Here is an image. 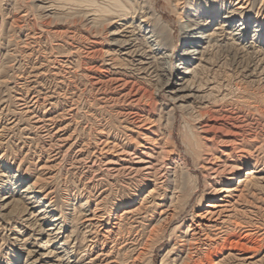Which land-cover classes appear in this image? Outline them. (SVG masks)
I'll list each match as a JSON object with an SVG mask.
<instances>
[{
  "label": "rangeland",
  "instance_id": "374dc122",
  "mask_svg": "<svg viewBox=\"0 0 264 264\" xmlns=\"http://www.w3.org/2000/svg\"><path fill=\"white\" fill-rule=\"evenodd\" d=\"M58 1L61 13L47 14L31 0H0V156L28 179L38 177L60 208L82 204L85 213L77 218L85 238L74 259L211 264L206 254L216 262L229 252L216 253L210 244L222 225L232 239L260 247L235 249L220 263L264 264V64L245 77L224 55L213 74L228 83L224 99L215 92L210 105L167 116L153 84L136 81L124 97L131 84L119 90L105 81L110 72L99 51L105 35L88 38V25L74 10L81 0ZM148 1L173 27L176 44L177 14L165 0ZM244 6L253 19L264 18V0ZM90 45L96 50L87 57ZM95 79L106 84L110 102L97 99ZM130 109L147 119L131 125ZM245 169L255 170L258 184L238 183ZM4 232L0 259L13 262L6 252L15 247Z\"/></svg>",
  "mask_w": 264,
  "mask_h": 264
},
{
  "label": "bare ground",
  "instance_id": "6f19581e",
  "mask_svg": "<svg viewBox=\"0 0 264 264\" xmlns=\"http://www.w3.org/2000/svg\"><path fill=\"white\" fill-rule=\"evenodd\" d=\"M31 1L47 14L60 12L58 10L61 4L58 0ZM81 1V6L73 8L88 25V38H96L101 33L106 37L105 48L99 50L103 54L100 55L103 57L101 62L106 65L107 72H110L105 81L113 82L116 84L113 88L119 90L131 84L129 92L126 90L122 94L127 96L136 81L153 84L156 92H161L165 98V103L164 98L162 101L166 104L163 110H166L164 113L167 116H172L174 111L187 115L210 105L212 101L208 97L215 92L221 91L220 99H224L226 93L223 91L228 83L221 84L213 75L222 64L221 58L224 55H230L232 64L245 77L257 74L264 64V18L256 16L253 19L251 13L245 10V0H182L181 7L177 4L179 0H175L177 2L173 4L172 1L165 0L178 16L176 44L173 27L162 20L161 14L148 0ZM90 42L97 43L94 39ZM92 45L85 49L87 57H91L96 50ZM93 83L92 88L97 92L98 100L113 99V96L104 92L106 84L103 80L95 79ZM214 99L215 96L213 101ZM126 113L133 115V124L129 123L131 125H137L138 122L140 124L147 119L140 110L130 109ZM161 118L162 115L159 114L155 121L159 122ZM244 171L245 175L238 178V183L249 180L254 185L258 184L253 175L254 169ZM42 185L38 183V177L28 179L24 170L13 169L0 156V228L7 230L4 234L12 240L11 245L15 247V250L6 252L14 257V261L0 259V264H80V259L74 257L79 253L80 238L83 240L85 233L83 231L80 235L77 215L85 213V210L81 203L77 207L73 205L60 208L53 191L44 190ZM222 191L228 194L230 189ZM132 201L133 198L127 204ZM223 227L216 226L215 238L210 244L215 247L216 253L220 254L227 249L229 252L216 262L206 254L209 263L219 264L224 258H231L229 255H233L232 251L235 249L253 251L260 247L259 241L232 239ZM188 230L189 225L184 234ZM246 257L251 258L250 255ZM92 259L91 263H94ZM133 259L136 260L135 257ZM164 259L160 264H163Z\"/></svg>",
  "mask_w": 264,
  "mask_h": 264
}]
</instances>
